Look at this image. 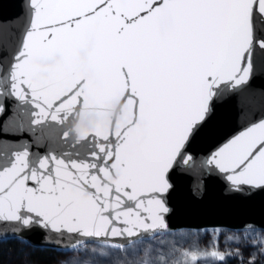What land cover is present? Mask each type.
<instances>
[{
  "label": "snow or ice",
  "instance_id": "6c2138e0",
  "mask_svg": "<svg viewBox=\"0 0 264 264\" xmlns=\"http://www.w3.org/2000/svg\"><path fill=\"white\" fill-rule=\"evenodd\" d=\"M17 19L0 240L41 231L66 264H264V0H23Z\"/></svg>",
  "mask_w": 264,
  "mask_h": 264
},
{
  "label": "trees",
  "instance_id": "16d2710c",
  "mask_svg": "<svg viewBox=\"0 0 264 264\" xmlns=\"http://www.w3.org/2000/svg\"><path fill=\"white\" fill-rule=\"evenodd\" d=\"M7 249L11 264H55L60 250L36 248L16 238L0 240V251Z\"/></svg>",
  "mask_w": 264,
  "mask_h": 264
},
{
  "label": "water",
  "instance_id": "95a60500",
  "mask_svg": "<svg viewBox=\"0 0 264 264\" xmlns=\"http://www.w3.org/2000/svg\"><path fill=\"white\" fill-rule=\"evenodd\" d=\"M22 16L23 0H0V24H3L7 21L12 22L18 27L21 21L17 18ZM10 238L15 237L9 236L2 240H7ZM22 242L36 248H52L56 250H64L60 245L46 242L44 239V234L41 231L25 234Z\"/></svg>",
  "mask_w": 264,
  "mask_h": 264
},
{
  "label": "rangeland",
  "instance_id": "374dc122",
  "mask_svg": "<svg viewBox=\"0 0 264 264\" xmlns=\"http://www.w3.org/2000/svg\"><path fill=\"white\" fill-rule=\"evenodd\" d=\"M70 258V253L65 252L64 250H60V255L55 264H66L68 259ZM124 255L122 253H113L108 259L115 261L117 259H124ZM15 264V263H14Z\"/></svg>",
  "mask_w": 264,
  "mask_h": 264
}]
</instances>
